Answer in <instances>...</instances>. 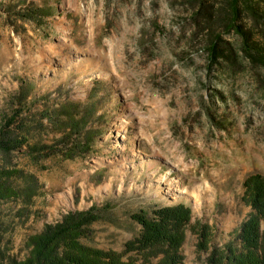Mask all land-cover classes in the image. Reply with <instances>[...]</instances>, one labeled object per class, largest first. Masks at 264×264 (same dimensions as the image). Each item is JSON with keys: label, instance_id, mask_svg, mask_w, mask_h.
I'll use <instances>...</instances> for the list:
<instances>
[{"label": "rangeland", "instance_id": "rangeland-1", "mask_svg": "<svg viewBox=\"0 0 264 264\" xmlns=\"http://www.w3.org/2000/svg\"><path fill=\"white\" fill-rule=\"evenodd\" d=\"M200 2L209 23L193 17ZM251 4L264 10V0ZM231 5L0 0V134L24 142L0 151V174L19 194L0 203V264L27 258L46 226L92 208L99 219L82 244L123 260L162 263L127 249L142 232L134 216L178 205L192 214L184 264L240 248L244 184L264 176V73L209 63L213 35L240 46L225 26ZM240 24L260 38L263 22L249 12Z\"/></svg>", "mask_w": 264, "mask_h": 264}, {"label": "trees", "instance_id": "trees-1", "mask_svg": "<svg viewBox=\"0 0 264 264\" xmlns=\"http://www.w3.org/2000/svg\"><path fill=\"white\" fill-rule=\"evenodd\" d=\"M245 12H249L256 25L261 22L264 25L263 9L254 7L251 0H232L225 26L228 32L238 36L240 46L236 48L222 34H215L207 46L208 60L211 65L225 64L230 72H239L246 63L264 73V27L261 28L260 38H255L253 30H247L240 24ZM203 16L209 23L211 14L200 2L193 17L199 19ZM23 143L22 140L17 142L10 132L0 134V151L4 153L10 154ZM0 175V203L18 197V192L8 184L9 178L4 177L6 173ZM244 187L251 213L237 235L240 248L228 246L222 251L216 249L208 264H264V176H251ZM97 213L96 208L71 212L61 222L46 226L40 234L31 238L28 257L21 261L12 260L9 264H138L133 258L123 260L115 252L100 251L82 244V238L89 235L90 226L99 219ZM191 217V209L186 205L158 208L151 218L146 212H140L134 219L142 226V232L128 244L127 249L131 252L137 250L144 256L163 254L160 264H184L181 255L182 230Z\"/></svg>", "mask_w": 264, "mask_h": 264}, {"label": "bare ground", "instance_id": "bare-ground-1", "mask_svg": "<svg viewBox=\"0 0 264 264\" xmlns=\"http://www.w3.org/2000/svg\"><path fill=\"white\" fill-rule=\"evenodd\" d=\"M178 190H179V185L170 186L167 188L166 193H168L170 195L172 192L178 191Z\"/></svg>", "mask_w": 264, "mask_h": 264}]
</instances>
